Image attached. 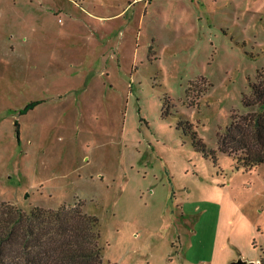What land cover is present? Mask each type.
<instances>
[{"label": "rangeland", "instance_id": "1", "mask_svg": "<svg viewBox=\"0 0 264 264\" xmlns=\"http://www.w3.org/2000/svg\"><path fill=\"white\" fill-rule=\"evenodd\" d=\"M260 70L264 0H0V200L83 203L111 264H264V165L218 146Z\"/></svg>", "mask_w": 264, "mask_h": 264}, {"label": "trees", "instance_id": "2", "mask_svg": "<svg viewBox=\"0 0 264 264\" xmlns=\"http://www.w3.org/2000/svg\"><path fill=\"white\" fill-rule=\"evenodd\" d=\"M257 77L251 93L244 94L247 111L235 112L218 139L219 149L246 172L264 165V70ZM192 134L197 148L215 159L197 132ZM83 205L26 211L0 200V264H111L104 260L100 220Z\"/></svg>", "mask_w": 264, "mask_h": 264}, {"label": "water", "instance_id": "3", "mask_svg": "<svg viewBox=\"0 0 264 264\" xmlns=\"http://www.w3.org/2000/svg\"><path fill=\"white\" fill-rule=\"evenodd\" d=\"M230 264H263V262L244 259L242 256H240L239 258L231 261Z\"/></svg>", "mask_w": 264, "mask_h": 264}]
</instances>
